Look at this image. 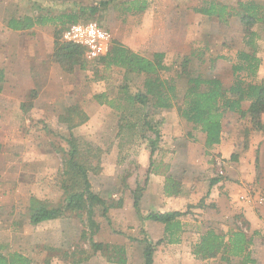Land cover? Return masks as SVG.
<instances>
[{"label": "rangeland", "instance_id": "obj_1", "mask_svg": "<svg viewBox=\"0 0 264 264\" xmlns=\"http://www.w3.org/2000/svg\"><path fill=\"white\" fill-rule=\"evenodd\" d=\"M239 1L264 5V0H0V253L3 256L22 253L33 264H73V257L76 260L84 255L92 256L88 241L100 243L103 237H108L105 234H114L118 241L126 237L144 245L148 235L135 221L136 216L139 219L144 216L134 210L132 201L135 193L143 195L152 174L172 178L179 195L195 196V205L181 211L190 212L183 221L187 236L198 234L205 221L211 222L210 225L224 224L211 212L215 205L209 202L206 193L209 183L213 179L224 180L240 191V179L252 175L254 181L248 184L253 191L264 168L256 150L264 134L254 131L247 119L227 113L222 122L223 133L234 136L229 140L233 148L229 157L217 165L210 152L199 149L202 133L179 115V109L188 80L196 76L217 78L225 89L237 80L255 81L247 72L233 73L232 69L242 64L238 58L241 52L250 53L254 49L256 57L264 60V23L246 30L237 18L222 24L215 17L194 11L211 2L236 6ZM103 2L105 7L101 5ZM135 2H143L145 10L131 11ZM91 7L97 9L93 15L82 11ZM62 14L78 15V22H95L108 34L110 44L116 41L148 59L155 53L165 54L164 63L169 69L161 73V78L172 81L176 87L174 106L157 111L149 103L141 106L132 102L131 98L144 92V76L116 68L106 71L102 65H96V60L88 61L84 53L85 70L75 66L68 72V66L53 60L41 66V34L47 38L53 36L54 43L56 33L57 43L62 44L61 33L70 25L56 21ZM41 16L55 20L25 31L7 27L10 19L35 21ZM250 32L254 33L253 49L248 45ZM7 48L16 51L10 59L14 68H22L21 71L4 70L2 59L7 60ZM99 94H105L109 103L101 99L103 103L99 104L95 100ZM69 137L75 138L78 159L88 167L92 192H101L98 196L106 202L104 216L100 207L94 212L98 230L89 227L85 213L68 211L59 219L36 226L29 222L35 206L32 198L49 207L63 203L62 183L66 177L61 174L59 150L68 149L65 140ZM151 142L155 150L152 157ZM187 146L193 147L189 170L185 168L183 155L179 151L175 154V148ZM190 172L194 175H189ZM235 173H239L240 179H236ZM206 213L208 219L203 220ZM226 220L241 229L247 224L242 215L234 219L228 216ZM33 233L41 237L36 238ZM141 244L138 251L134 249L132 264H144L143 251L142 258L139 253ZM82 251L86 253L81 254ZM94 256L106 261L110 258L103 253Z\"/></svg>", "mask_w": 264, "mask_h": 264}, {"label": "trees", "instance_id": "obj_2", "mask_svg": "<svg viewBox=\"0 0 264 264\" xmlns=\"http://www.w3.org/2000/svg\"><path fill=\"white\" fill-rule=\"evenodd\" d=\"M103 7L106 2L101 3ZM144 3H133L131 11L141 12L145 10ZM96 8L83 9V12H89L93 15ZM196 13L207 17H215L222 24H228L231 18H237L246 30H249L258 23H264V5H259L254 1H239L236 6L222 5L211 2L207 7L194 9ZM78 15L62 14L56 21L60 24H75L78 22ZM55 19L41 16L37 20L24 18L21 20L10 19L7 23L8 29L12 31L30 30L34 25L45 26ZM59 33V32H57ZM61 33V32H60ZM254 33L250 32L248 45L253 49ZM54 34V51L52 54L53 62L66 67L67 71H73L75 66L80 70H85L86 62L83 60V48L78 45L62 43L58 44ZM242 64L232 69L233 73L240 71L247 72L249 77H254L261 60L256 57V52H241L238 54ZM165 54L155 53L152 59H148L136 54L130 49L122 46L116 41L111 42L107 54L98 58L95 63L102 65L107 71L112 68L124 70L128 74L136 76H144L143 93L136 94L131 98L132 102H136L141 106L150 104L153 110H169L174 106L177 100L176 87L172 81L163 80L161 73L169 69L164 63ZM186 63V61H185ZM2 81V75H0ZM1 92V88H0ZM105 94L95 96V100L101 104L109 103L105 100ZM112 104V102H110ZM243 103L247 104V109L242 110ZM22 105V110L26 111ZM227 113L237 114L240 118L247 119L251 128L256 132L264 133V126L261 123V115L264 113V85L246 83L244 80H237L231 87L225 89L219 79H205L200 76L188 80V88L184 94L182 108L179 109V115L188 123L192 124L194 129L199 130L205 135V147L211 148L219 145L222 139V122ZM145 117V116H144ZM143 117V118H144ZM72 120V119H71ZM70 120V121H71ZM81 121V120H80ZM146 123L144 122L143 125ZM147 125V124H146ZM68 149L59 150L62 158V189L64 191L63 203L57 207H49L45 202H40L32 198L35 205L30 213L29 222L36 226L40 223L59 219L68 213H85L89 227L98 230V225L93 220L94 212L98 207L102 209L103 216L107 208L106 202L91 190V184L88 179V167L79 161V150L76 146V140L69 137L65 140ZM154 146L151 142L150 157L154 153ZM234 156H231V159ZM149 170L152 167L151 161ZM152 173V172H151ZM218 182L213 179L209 183L212 187ZM135 193V192H134ZM177 183L172 178L166 177L163 185V194L165 196L179 195ZM140 196L133 198V208L138 210ZM190 212H166V213H149L142 218L143 220L160 223L164 226L163 239L152 243L147 239L143 240V259L144 264H153V254L156 248L162 244H179L183 230V221ZM247 228L248 224H245ZM257 232L247 235L241 228L230 232L225 240L224 235L217 234L213 230H207L203 233L198 242L191 248V254L199 260H209L220 257V260L229 263L231 258L241 259V264H253L255 261L250 258L249 248L253 243V238L257 236ZM264 239V238H263ZM141 242V241H140ZM89 250L92 256L78 257L73 264H80L95 254L109 255L108 262L113 264H126L125 253L122 248L111 247L95 241H88ZM86 253L84 251L81 254ZM0 264H33L27 257L12 253L9 256H3L0 253Z\"/></svg>", "mask_w": 264, "mask_h": 264}, {"label": "crops", "instance_id": "obj_3", "mask_svg": "<svg viewBox=\"0 0 264 264\" xmlns=\"http://www.w3.org/2000/svg\"><path fill=\"white\" fill-rule=\"evenodd\" d=\"M24 37H27V34ZM52 39L53 36L47 38L45 35L41 34V48H40L41 66L43 65L46 66L45 61L49 63L52 60V54L54 51L53 50L54 43ZM14 52H16L14 51V49L9 50V48H7V52H5L7 60L5 59V57H3L2 59L3 68L5 71L13 72V71H21L22 69L21 68L18 70L14 68L15 65L13 64V60L10 59L11 54ZM16 63L22 64L21 61L19 62L17 61ZM252 78L255 80L253 84L264 85V60L260 62V65L254 77ZM246 109L247 106L244 108V106L242 105V110H246ZM261 123L264 126V113L261 115ZM233 139L234 136L231 138L229 135L227 136L226 134L223 133V125H222V139L220 144L207 149L205 147V135L202 134L201 146H199V149L201 147L205 151L210 152L211 156L214 157V159L217 161V165H221L222 163L221 160L227 159V157H229L230 155V151L233 148V146L230 147L229 140H233ZM260 142L261 143L259 144V147H256V150L259 153L260 163L264 164L263 162L264 136ZM191 149H193L192 146L182 147L180 148V150L175 148V154L178 155V153L180 152L183 155L184 161L186 160L187 163V165L185 166L186 170L188 169L187 167L188 165H190V161H191L190 159L191 157L189 155ZM228 149L230 150L227 151ZM251 152H252V145H251V149H249V154H251ZM205 164H207V162H205ZM236 167L238 168V166ZM260 172L261 174L259 178L256 179L257 191H254L256 187L253 189V191L249 189L248 183H250L251 185L252 182L254 181L252 175L245 176L244 180H242L238 178L239 173H235V176L237 175L236 179H240V182L242 184L240 186L241 187L240 191L235 189V187L231 188V186L227 185L226 182H224V180H218V182L215 185L209 187V189L206 190V193L208 192L209 202L215 205V210L211 212L215 214L214 215L212 213L215 217H219V220L222 223L224 222V224L219 225L218 223L214 222L212 225H210L211 222L205 221L204 222L205 225L202 226L201 231H199L198 234H191L187 236V232H183L179 244H173V245L162 244L158 246L153 254V264H227L221 261L219 256L209 260H199L191 254V246L196 243V241L199 238V235L201 236L207 230H213L217 234L226 236L225 237L226 240L228 238L227 235L230 232L237 230V228L234 225H229V223H227L226 218H228L229 216L232 219H234L237 215H242L248 224L247 228H242L241 230H243L249 236L252 235L253 232L258 233V235L253 238V243L249 248L250 258L255 261V263L253 264H264V239H263L264 238V168H262ZM220 174H223V172H221ZM185 175H188V173H186ZM189 175L193 176L194 173L190 172ZM226 176L228 177L227 174ZM164 181H165V177L161 174H152L150 176L148 187L143 192V195L140 196V200L138 204L139 209L137 210V212H140L141 216L145 217L149 213H166L173 211L181 212L185 210V208L188 205H195V200H194L196 199L195 196H187V195L165 196L163 194ZM240 192L242 193V195H240ZM96 195H102V193L100 192L99 194ZM132 206H133V201H132ZM208 216L209 214L206 213L203 216V220L208 219ZM135 221L138 223V225H141L143 227V231L145 232L146 235H148L147 239L149 241L156 242L158 240L163 239L164 226L162 224L147 220L143 221L142 219H139V216H136ZM105 236L108 237H103V240L100 243L109 245L111 247L122 248L125 253L126 264H132L134 262V257L133 259L131 257L135 255L134 249L139 248L140 246L138 245H140L141 243L134 242L130 239H127L126 237L124 238V241H118L117 238H115L117 236H115L114 234H110V235L105 234ZM34 237L39 238L41 236L35 235ZM142 251H143V245H142V249L139 250L141 258H142ZM80 264H113V263L106 261L102 257L96 258L95 256H93L87 261H84ZM228 264H241V259L231 258Z\"/></svg>", "mask_w": 264, "mask_h": 264}, {"label": "built area", "instance_id": "obj_4", "mask_svg": "<svg viewBox=\"0 0 264 264\" xmlns=\"http://www.w3.org/2000/svg\"><path fill=\"white\" fill-rule=\"evenodd\" d=\"M60 40L61 43L82 47L88 61L105 56L110 48L108 34L95 22H77L67 26L62 31Z\"/></svg>", "mask_w": 264, "mask_h": 264}]
</instances>
